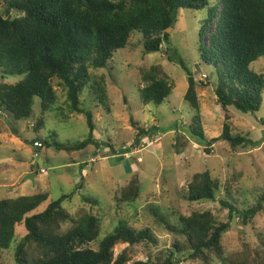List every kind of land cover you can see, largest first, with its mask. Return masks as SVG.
Listing matches in <instances>:
<instances>
[{"label":"trees","instance_id":"obj_1","mask_svg":"<svg viewBox=\"0 0 264 264\" xmlns=\"http://www.w3.org/2000/svg\"><path fill=\"white\" fill-rule=\"evenodd\" d=\"M205 9L209 15L200 30L199 52L202 62L216 70L218 103L224 110L259 112L264 104V75L252 65L264 58V0H219L211 9L209 0H0V70L6 77H23L15 84L0 83V115L15 121L28 119L39 98L42 111L35 132L40 133L46 115L57 104L58 81L67 92L71 112L86 116L91 134L78 145H66L59 143L54 133L45 147L71 153L95 145L101 150V143L94 138V116L82 108L81 100L91 88L98 102L111 112L104 78L99 82L94 72L107 69L134 33L143 36L146 53L161 52L164 43H171L167 30L174 28L181 10ZM178 63L189 76L185 100L197 112L188 129L190 135L207 146V152L219 143L233 149L255 147L257 143L248 137L232 134L230 124L225 125L220 138H207L199 84L179 56ZM139 75L146 84L139 88L144 106L159 107L172 95L174 87L162 65L143 68ZM141 133L147 134L144 129ZM140 135L136 144L143 138ZM220 188L210 172L197 173L188 186L187 200L215 202ZM81 189L78 185L72 194L56 201L50 200L49 193L0 199V264H5L4 254L12 248L19 226H24L27 234L16 245V264H180L177 255H188L200 264H215V259L220 264H264L262 236L259 243L250 242L241 251L228 253L223 237L231 222L218 223L210 211L181 216L178 224L154 212L156 222L176 238L166 256L136 260L133 248L156 246L158 239L150 229L137 230L123 223L95 251L90 245L100 237L102 221L93 208L99 203L84 196L82 201L89 209L80 208L75 215L63 205ZM121 192V202H136L142 194L139 178L134 176ZM46 202L50 203L45 212L31 216ZM222 207L229 209L231 218L242 219L246 227L254 226L264 210V196L256 207L243 212L230 202H222ZM120 244L131 249L116 254Z\"/></svg>","mask_w":264,"mask_h":264},{"label":"rangeland","instance_id":"obj_2","mask_svg":"<svg viewBox=\"0 0 264 264\" xmlns=\"http://www.w3.org/2000/svg\"><path fill=\"white\" fill-rule=\"evenodd\" d=\"M209 2L211 9L219 0ZM208 15L209 9L181 10L169 32L171 43H164L158 53H146L143 36L134 33L127 48L116 53L107 69L94 72L99 82L104 78L111 112L98 102L91 88L86 89L81 100L82 108L94 116V138L101 143V150L95 145L71 153L45 145L41 150L34 148L37 138L51 142L50 135L54 133L57 141L66 145H78L91 134L86 116L71 112L67 92L58 81L57 104L46 115L47 123L40 133L35 132L42 111L39 98L28 119L15 121L9 115H0V199L49 193L50 200L56 201L81 185L80 192L63 205L75 215L80 208L88 207L82 201L84 196L99 203L93 209L101 218L102 233L90 245L93 250L97 251L99 243L122 223L153 232L158 244L133 248L136 260L166 256L175 243V236L156 222L154 212L173 224H178L181 216L206 211L212 212L218 223L231 222L230 231L223 237L228 253L241 251L250 242L259 243V235L264 239V210L254 226L246 227L242 219L231 218L229 209L222 207V202H230L243 212L256 207L264 196V104L259 112L246 114L234 108L224 110L218 103L216 70L202 62L199 52L200 30ZM178 56L199 84L197 93L207 138H220L225 125L230 124L232 134L248 137L257 143L255 147L233 149L219 143L207 152V146L190 135L188 129L197 112L185 100L189 76L178 63ZM154 65L165 68L174 87L172 95L159 107L144 106L139 90L146 85L140 70ZM252 69L264 75V58ZM21 79L6 77L0 70V83L15 84ZM143 129L147 134L141 133ZM139 134L143 138L136 144ZM203 172H210L221 184L216 201L189 202L188 186L195 174ZM31 174H36L34 180H27ZM134 176L139 178L142 194L136 202H121V191ZM49 203L42 204L31 216L45 212ZM26 234L24 226L17 228L16 240L4 254L5 264H16V245ZM127 249L131 248L120 244L116 254ZM177 258L180 264H200L189 260L188 255ZM215 264L220 263L215 259Z\"/></svg>","mask_w":264,"mask_h":264},{"label":"water","instance_id":"obj_3","mask_svg":"<svg viewBox=\"0 0 264 264\" xmlns=\"http://www.w3.org/2000/svg\"><path fill=\"white\" fill-rule=\"evenodd\" d=\"M172 30H173V28L167 30V32L169 33V32L172 31ZM37 141H40V142H42L44 145H46V142H45L41 137L37 138L33 143H35V142H37ZM35 176H36V174H31V175H29V176L27 177V180H34Z\"/></svg>","mask_w":264,"mask_h":264},{"label":"built area","instance_id":"obj_4","mask_svg":"<svg viewBox=\"0 0 264 264\" xmlns=\"http://www.w3.org/2000/svg\"><path fill=\"white\" fill-rule=\"evenodd\" d=\"M44 147V144L40 141H37L35 144H34V148L37 149V150H41L42 148ZM36 157L38 159H40V155L39 154H36ZM43 173L46 174V171L42 170Z\"/></svg>","mask_w":264,"mask_h":264},{"label":"crops","instance_id":"obj_5","mask_svg":"<svg viewBox=\"0 0 264 264\" xmlns=\"http://www.w3.org/2000/svg\"><path fill=\"white\" fill-rule=\"evenodd\" d=\"M36 162H33V165L35 164Z\"/></svg>","mask_w":264,"mask_h":264}]
</instances>
